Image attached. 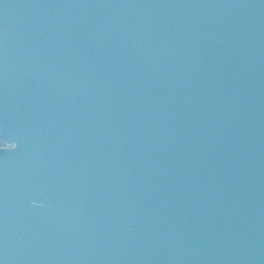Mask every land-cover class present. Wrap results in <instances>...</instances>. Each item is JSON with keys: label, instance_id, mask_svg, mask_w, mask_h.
Wrapping results in <instances>:
<instances>
[{"label": "water", "instance_id": "water-1", "mask_svg": "<svg viewBox=\"0 0 264 264\" xmlns=\"http://www.w3.org/2000/svg\"><path fill=\"white\" fill-rule=\"evenodd\" d=\"M0 264H264V0H0Z\"/></svg>", "mask_w": 264, "mask_h": 264}, {"label": "flooded vegetation", "instance_id": "flooded-vegetation-1", "mask_svg": "<svg viewBox=\"0 0 264 264\" xmlns=\"http://www.w3.org/2000/svg\"><path fill=\"white\" fill-rule=\"evenodd\" d=\"M4 144L0 141V146H3Z\"/></svg>", "mask_w": 264, "mask_h": 264}, {"label": "built area", "instance_id": "built-area-1", "mask_svg": "<svg viewBox=\"0 0 264 264\" xmlns=\"http://www.w3.org/2000/svg\"><path fill=\"white\" fill-rule=\"evenodd\" d=\"M0 147H5V146L3 145V146H0Z\"/></svg>", "mask_w": 264, "mask_h": 264}]
</instances>
